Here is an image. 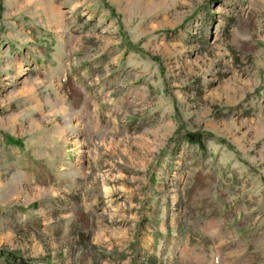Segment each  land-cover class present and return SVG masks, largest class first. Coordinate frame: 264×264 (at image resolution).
<instances>
[{
  "label": "rangeland",
  "instance_id": "obj_1",
  "mask_svg": "<svg viewBox=\"0 0 264 264\" xmlns=\"http://www.w3.org/2000/svg\"><path fill=\"white\" fill-rule=\"evenodd\" d=\"M1 253L264 264V0H0Z\"/></svg>",
  "mask_w": 264,
  "mask_h": 264
},
{
  "label": "trees",
  "instance_id": "obj_2",
  "mask_svg": "<svg viewBox=\"0 0 264 264\" xmlns=\"http://www.w3.org/2000/svg\"><path fill=\"white\" fill-rule=\"evenodd\" d=\"M185 139L190 140L193 143L200 144L201 140L203 139V136L201 134H186ZM0 257H5L7 264H33L32 262L25 260L23 258L18 259L15 255L13 254H0Z\"/></svg>",
  "mask_w": 264,
  "mask_h": 264
},
{
  "label": "crops",
  "instance_id": "obj_3",
  "mask_svg": "<svg viewBox=\"0 0 264 264\" xmlns=\"http://www.w3.org/2000/svg\"><path fill=\"white\" fill-rule=\"evenodd\" d=\"M6 262H7V261H5V263H6ZM5 263H4V264H5ZM6 264H7V263H6Z\"/></svg>",
  "mask_w": 264,
  "mask_h": 264
}]
</instances>
